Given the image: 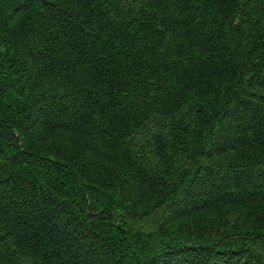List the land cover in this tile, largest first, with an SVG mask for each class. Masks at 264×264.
Masks as SVG:
<instances>
[{
    "label": "trees",
    "instance_id": "obj_1",
    "mask_svg": "<svg viewBox=\"0 0 264 264\" xmlns=\"http://www.w3.org/2000/svg\"><path fill=\"white\" fill-rule=\"evenodd\" d=\"M0 264H264V0H0Z\"/></svg>",
    "mask_w": 264,
    "mask_h": 264
}]
</instances>
